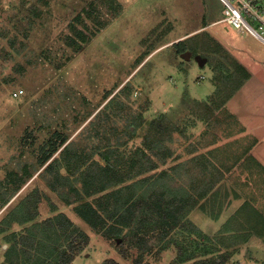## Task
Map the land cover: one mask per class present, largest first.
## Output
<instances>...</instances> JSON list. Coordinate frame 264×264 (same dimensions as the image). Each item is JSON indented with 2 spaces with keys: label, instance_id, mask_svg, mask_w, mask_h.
<instances>
[{
  "label": "rangeland",
  "instance_id": "obj_1",
  "mask_svg": "<svg viewBox=\"0 0 264 264\" xmlns=\"http://www.w3.org/2000/svg\"><path fill=\"white\" fill-rule=\"evenodd\" d=\"M76 16L91 36L79 52L69 44ZM223 16L220 0H0V195H9L4 183L11 172L26 164L36 172L34 151L42 140L75 137L71 145L90 152L111 134L124 149L145 146L144 140L150 145L152 135L162 142L156 144L162 148L161 157L155 154L159 171L174 172L165 183L195 195L188 217L196 228L182 230L176 244L199 258L228 253L227 264H264V166L250 154L264 146V43L224 21L203 27ZM184 46L188 59L179 52ZM156 119L167 129L160 130ZM209 122L214 134L204 137ZM199 141L198 153L212 147L219 158L214 167L202 153L181 161ZM35 188L53 201L43 199L36 221H17L11 229L36 225L48 243H56L42 222L59 215L50 207L58 196L40 177L10 199L7 211L0 198V221L11 219ZM68 212L90 237L74 264L107 258L133 264L135 249L124 258L115 241ZM6 237L0 235V264ZM64 239L60 235L59 242ZM190 239L194 243L186 245ZM149 256L145 264H172L177 249Z\"/></svg>",
  "mask_w": 264,
  "mask_h": 264
},
{
  "label": "trees",
  "instance_id": "obj_2",
  "mask_svg": "<svg viewBox=\"0 0 264 264\" xmlns=\"http://www.w3.org/2000/svg\"><path fill=\"white\" fill-rule=\"evenodd\" d=\"M75 20L78 22L71 21L69 23L72 32L69 34V44L76 48V52H79L83 49L82 44L91 39V36L89 35L90 28L88 24L84 23V21L81 23L82 21L79 16H76ZM97 22L99 25L104 23L106 26L107 24L106 20L101 21L99 19ZM16 39L15 37L10 40L12 46L15 45ZM185 51V46L179 50V52ZM215 52H218L217 49H215ZM236 64L244 74H248L241 64ZM155 122L158 123L160 130L167 129L166 125L161 127L162 125H160L159 120L156 119ZM112 136L111 134L106 138L102 154L108 160L116 161L108 162L104 168L109 169L111 163H113L112 166L115 167L113 169L114 172H112V178L118 176V174L117 176L115 175L118 167L119 170L121 169V173H123L124 180L127 178L132 179L136 176L141 177L139 180L133 181L128 187H121L107 192L94 199V201H83L80 199L82 196L76 197L75 201L71 200L70 202L75 204L74 209L78 216L98 233L102 234L104 238L113 242L115 241L118 252L124 258L133 257L132 250L135 249L137 255L133 258V264H145L144 260L146 256L153 254L155 251L160 253L171 245H175L177 249V256L173 259L172 264H186L187 262L189 264H227L230 258L228 253L214 258H199L197 251H187V253L182 245L176 244L175 237L177 235H183V231L185 232L190 225L196 228V225L188 217L195 207L193 204L195 195L186 190L179 193L175 191V187L171 185L170 181L168 184L165 183L167 178H173L174 172L169 170L159 171L160 163L158 164L150 158L151 152L154 155H160L162 148H156V144H161L162 142L155 141L154 136L149 135L150 145L144 140L145 146L139 144L138 146H127L124 149V145L118 143V141L114 142ZM67 139L65 136H62L60 139L57 137L55 139L50 138V140L42 144V151L44 153L39 158V164H46L64 145ZM48 143H50L49 146ZM65 151H71L70 144L64 147L62 153ZM86 152L78 149L74 153V164L79 168L90 160L88 152ZM137 154H143V158H136ZM58 160L54 159L51 161L46 169L52 170L55 167V161ZM118 161L122 163L121 168ZM90 169L91 166L86 169V179L92 181V179H96L98 176L97 174L90 175ZM23 170L24 173L22 175L18 174L16 176L11 174V179H8L9 195L7 197L0 195L3 201L2 207L21 190L34 174H32L31 169L27 165H24ZM151 171H153V174H142ZM147 180L149 181L147 182ZM140 181H142L140 186L136 187ZM150 181L151 183H149ZM165 184H167V188H165ZM133 188H136V190L133 191ZM127 189L132 190V192L124 194V191ZM97 191L95 190L94 192L98 193L99 191ZM90 192V195H92L93 192ZM38 194H40L38 188L31 191L24 201L19 204L20 210H16L11 220L19 222L32 220L38 212L41 201V195ZM204 194L206 195L207 193L204 192ZM26 213H29L30 216ZM42 223L44 232L46 234L52 233L51 236L55 235L56 237L54 238L57 242L48 243L39 234L36 225L20 232L14 231L6 237L10 245L5 252V258L1 264H73L76 257L90 242L88 233L77 226L64 213H59L54 218H47ZM60 235L65 236L64 240L67 243L59 242ZM167 241L169 243L166 247L160 246L161 243ZM189 243L193 244L194 241L191 239L187 240L186 245ZM101 264L121 263L114 258H107Z\"/></svg>",
  "mask_w": 264,
  "mask_h": 264
},
{
  "label": "crops",
  "instance_id": "obj_3",
  "mask_svg": "<svg viewBox=\"0 0 264 264\" xmlns=\"http://www.w3.org/2000/svg\"><path fill=\"white\" fill-rule=\"evenodd\" d=\"M215 8H217V5L215 6ZM212 15L213 14H210V16H212ZM221 21H222V19H220V20H213L211 22H207L203 27H206V26H208L211 23L212 24H216L217 22H221ZM211 30H213V29H211ZM212 117H213V115L210 117V119H212ZM206 123H208V122H206ZM212 125H213V123H210L209 122V126L208 125L205 126V128L203 130V136L204 137L212 136L214 134V129L212 128L213 127ZM67 138L68 139L64 143V145L44 165H40L39 162H38L39 161V158L44 153L42 151V146H41L42 144H44L43 143L44 140H42V144L41 145H38V149H36L34 151L35 152V156H36L37 170H36V172H34L33 176L29 180L31 181V180L36 179L37 177H40L41 180L46 183L47 188L51 192L57 194V196H58V199H57L58 202L57 203H52L50 205L52 212L58 211V213H56V214L64 213V214H66L71 219L72 217L69 215L70 213L68 212L69 210H71V211H74V213L77 215V218H80L78 216V214L75 212V209H74L75 204L74 203H71L70 202L71 200L73 201L76 197L82 196L80 199H82L83 201H86V200H93L94 201V199L100 197L101 195H103V194H105L107 192H110L112 190H117L118 188H121V187H128L133 181H137V180L140 179L141 176H136L135 178H132V179L127 178L126 180H124L123 173H121V169L119 170V167L116 169V174H115L116 176L118 174V176L112 178V172H114L113 169L115 167V166H112L113 163H111V167L109 169H105L104 167H105V165L108 162H114L116 160H114V161L113 160H108L102 154V151H103V149H104L105 146L104 147H100L98 149H95V150H92V151L88 152V157H89L90 160L87 162V164H84L83 166H81L79 168L78 166H76L74 164V160H73L74 153L77 152L78 148L74 147L75 145H71V143H73V140H75V137H73V138L72 137L71 138L70 137H67ZM112 138H113V140L116 139V137L114 135L112 136ZM49 144L50 143H48V146H49ZM69 144H70V147H71V151H65L64 153H62L64 147L66 145H69ZM104 144H101V145H104ZM199 144H200V141L197 142L194 145L195 152L192 151L191 152V155L189 157H187L185 159H182L181 161L182 162H184V160H190L191 161V158H193L194 156H197V155L203 156L202 154H205L207 156L206 158H207V160L209 162V165H211V167H214V165H213L214 162L215 161L218 162L219 161V158L217 157V155H214V152H213L212 147H210L205 152H201L202 153L201 154V153H198L196 151L197 150L196 147H198ZM97 146H99V144ZM255 147L256 148L254 149L253 152H255L254 155H255V157L257 159L253 156L252 153H250L251 154V157H252L253 160L258 161L262 166H264V158L262 156V153H264V146H260V147L259 146L258 147L255 146ZM82 150L84 152L86 151L84 148H82ZM150 156H151L150 158L153 161L157 162L156 156L152 152H151ZM167 157H168V155L167 156L165 155V159L163 160L164 163L166 162ZM54 159H59V160L58 161H55V167L52 169L53 171L50 170V169L49 170L46 169L47 166L50 164V162L53 161ZM181 161H179V162H181ZM119 165H120V168H121L122 163L119 162ZM27 166H28L29 169H31L30 168V165H27ZM89 166H91L90 175L97 174V176H98V178L92 179V181L86 179L87 178L86 169ZM23 169H24V166H23ZM23 173H24V170H22L20 173L19 172H16V173L15 172L14 173L11 172V174L16 175V176L18 174L22 175ZM151 173H153V171L146 172V173H142V174L149 175ZM35 175H36V177H34ZM8 179L10 180L11 179V176L7 177V180L4 183L5 186L7 185L8 181H9ZM29 180L26 182V184L29 182ZM141 182L142 181H140V183L137 184L136 187H139L140 184H141ZM6 187L9 188L8 185ZM95 190H98L99 192L97 191L98 193H95L94 192ZM135 190H136V188H133V191H135ZM90 191L93 192L92 195H90L91 194ZM39 192H40V194H38V195H41V201H40V204H39V207H38V212L34 215L33 219L32 220H29V221H36V219H38L40 217V215L42 213V210L41 209H42L43 199H48L49 202L53 201L49 197L46 198L45 195H44V193L41 190H39ZM124 192H125L124 194H129L130 192H132V190L127 189ZM18 194H19V192H17L15 195H18ZM27 195H29V193ZM27 195L24 196L23 198H26ZM16 197L17 196H15V198ZM21 200H22V198H21ZM21 202H19V204ZM10 204H11V202H8L5 206H3L1 208L2 212L7 211L8 208H9V206H10ZM19 204H18V206H19ZM113 205H115V204L113 203ZM261 213L263 214V219H264V212L262 211ZM26 214L28 216H30L29 213H26ZM257 215H258L259 218L262 219V215L259 212H257ZM4 216H6V214ZM0 217H1V213H0ZM7 219H9L10 222H7ZM73 219H74V217L71 220L73 221ZM1 221L3 223H0V235H3V236H5L6 234L8 235V234L14 232L11 229V223L12 224H15V225H16V223H19V222L15 221V220H11L8 217H5V219H2ZM82 221H84V220H82ZM86 224L89 225L88 223H86ZM93 230L96 232L95 229H93ZM259 237H262V236H259ZM3 244H4V247L6 245H7V247L9 246L8 241H6L5 239H4V243ZM166 251H168V250H166ZM147 257L152 258L149 255ZM75 260H74V262H75ZM74 262H73V264H74Z\"/></svg>",
  "mask_w": 264,
  "mask_h": 264
},
{
  "label": "built area",
  "instance_id": "obj_4",
  "mask_svg": "<svg viewBox=\"0 0 264 264\" xmlns=\"http://www.w3.org/2000/svg\"><path fill=\"white\" fill-rule=\"evenodd\" d=\"M220 1L224 6L222 21L233 25L237 32L251 33L264 43V0Z\"/></svg>",
  "mask_w": 264,
  "mask_h": 264
},
{
  "label": "water",
  "instance_id": "obj_5",
  "mask_svg": "<svg viewBox=\"0 0 264 264\" xmlns=\"http://www.w3.org/2000/svg\"><path fill=\"white\" fill-rule=\"evenodd\" d=\"M212 31H214V30H212ZM214 32H215V31H214ZM215 33H216V32H215ZM216 35H217L218 38H220V39L224 42L223 38H222L219 34L216 33ZM190 54H191V52H189V51H185V52H183V56L186 57L187 59H188V57L190 56Z\"/></svg>",
  "mask_w": 264,
  "mask_h": 264
}]
</instances>
